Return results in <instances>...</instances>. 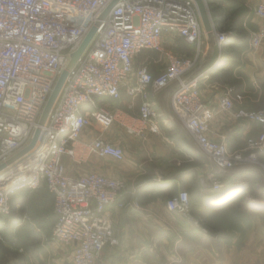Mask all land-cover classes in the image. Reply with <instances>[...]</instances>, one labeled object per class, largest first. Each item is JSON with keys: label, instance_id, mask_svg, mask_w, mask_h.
<instances>
[{"label": "built area", "instance_id": "1", "mask_svg": "<svg viewBox=\"0 0 264 264\" xmlns=\"http://www.w3.org/2000/svg\"><path fill=\"white\" fill-rule=\"evenodd\" d=\"M0 0V214L10 213L11 198L21 190L45 186L53 195L56 220L51 240L71 246V264H98L103 249L118 239L112 227L111 208L123 209L125 182L97 172L71 175L63 156L83 162L89 155L124 158L120 145L104 138L103 131L115 121L123 124L122 111L97 104V98H120V87L138 99V116L124 125L129 132L157 128L160 113L152 95L173 85L170 108L218 171L234 165L258 164L257 151L264 149V104L254 110L241 106L245 95L226 87L219 108L239 119L260 125V132L247 140L244 150L231 151L226 141L208 136L211 109L200 96V76L191 75L204 35H211L219 52L226 34L212 24L202 26L194 0ZM253 14L260 22L250 33V47L264 43V0ZM96 30L75 63L67 70L61 89L45 120L40 115L54 85L66 69L70 56L91 29ZM163 35L179 36L193 47L191 55L170 49ZM158 52L161 70L150 72L145 64L135 69L142 51ZM135 80L129 82L131 75ZM88 104L90 111L82 112ZM98 134L79 141L85 128ZM33 148L10 161L24 148L34 131ZM213 190L220 183L209 175ZM166 207L189 215V194L179 190L166 200Z\"/></svg>", "mask_w": 264, "mask_h": 264}, {"label": "crops", "instance_id": "2", "mask_svg": "<svg viewBox=\"0 0 264 264\" xmlns=\"http://www.w3.org/2000/svg\"><path fill=\"white\" fill-rule=\"evenodd\" d=\"M238 1L246 8L241 26L248 37L238 62L227 72L228 80L209 74L220 64L222 52L213 36L207 34L191 71V75L200 76V96L212 112L208 136L223 138L231 151L244 150L247 140L260 132V125L222 111V91L232 87L244 94L241 106L249 110L264 104V43L255 50L249 45L250 33L260 24L253 14L260 0ZM237 4L225 2L224 6L234 11ZM162 40L178 54L190 51L189 44L179 36L163 35ZM159 57L158 52L142 51L134 67L145 64L157 74L162 67ZM134 80L133 74L129 82ZM172 89L170 85L152 95L160 119L156 129L147 126L140 133L129 132L124 126L138 116L139 103L129 98L125 86L120 87L117 100L96 99L97 104L124 113V125L115 121L102 134L122 147L121 161L91 154L85 161L76 162L63 156L71 175L95 171L125 182L122 197L128 205L111 208L118 243L104 247L98 264H264V164L243 163L218 171L173 115ZM89 111V105L83 104L82 112ZM97 134L96 129L85 128L79 141L90 142ZM209 175L220 183V193L206 182ZM179 190H186L191 200L187 217L166 207V200ZM237 198V203L230 206ZM53 204V195L44 187L21 190L11 198L10 213L0 214V264H71V246L51 240L56 220ZM222 204L229 205L218 211L206 207ZM210 211L217 212L208 218L211 227L207 231L199 225V219ZM19 232L23 235L18 237Z\"/></svg>", "mask_w": 264, "mask_h": 264}, {"label": "trees", "instance_id": "3", "mask_svg": "<svg viewBox=\"0 0 264 264\" xmlns=\"http://www.w3.org/2000/svg\"><path fill=\"white\" fill-rule=\"evenodd\" d=\"M237 1L238 0H209V3L207 5L209 14L211 16V20L215 28L219 31L225 32L226 34V39L222 43V48H221L222 56H221L220 64L218 63V65L215 68H213L212 71H210L209 73L211 77H214V79L221 78L225 81L228 80L227 72L231 70L235 66V64L238 62L240 50L246 44V39L248 37V34L245 32L244 28L241 26V18H242L241 15L246 12V8L243 7L242 5H239V3L237 4ZM225 2L229 4H233V5L237 4L238 7H236V9L232 11L233 9H228V6H224ZM188 46L190 47L189 48L190 51L187 53V55H191V51H193V47L191 45H188ZM263 151L264 149L257 151L258 161L263 159L262 158ZM42 187L46 188L45 186H42ZM218 192L220 193L221 189H219ZM256 196L257 195L255 194V197ZM241 197H244V196H241ZM237 201H238V198L232 201L231 203H229L230 206L237 203ZM229 204L218 205L217 208L215 207L209 208L208 206L206 207L208 210L217 209L218 211L222 208H225ZM190 207H191V200L189 197V213H190ZM217 211L207 212L208 214L205 217L199 219V225H201L207 231H210L211 226H210V223L208 222L209 221L208 218H210L213 215H216L215 212ZM23 232H26V231H23ZM17 235L19 237L20 235H23V234L19 232Z\"/></svg>", "mask_w": 264, "mask_h": 264}, {"label": "water", "instance_id": "4", "mask_svg": "<svg viewBox=\"0 0 264 264\" xmlns=\"http://www.w3.org/2000/svg\"><path fill=\"white\" fill-rule=\"evenodd\" d=\"M116 2H117V0H112L108 4V6L104 9V11L102 13V17L105 16L111 10V8L116 4ZM194 2L196 3V6H197V9L199 12V16H200V20H201V23H202L204 30L206 32H210L212 29L213 22L211 20V16L209 14L205 0H194ZM95 30H96V26L91 27V29L86 34V36L82 40L81 44L77 48V50L71 54L70 60L67 64L66 69H64V71L61 73V75L57 79L56 84L54 85L53 90H52L45 106L43 107L42 113L40 115V123H42L45 120L49 109L51 108L54 100L56 99V97H57V95L61 89V86L63 84V81L67 75V70L75 63V61L77 60V58L79 57V55L81 54L83 49L86 47V45L89 42V40L91 39V37L93 36ZM38 135H39V129H36L34 131L32 137H31L29 143L24 148H22L20 151L15 153L10 158V161H13L16 158H19L20 156H22L25 153H27L28 151H30L33 148V146L35 145ZM4 166H5V164H0V169L3 168Z\"/></svg>", "mask_w": 264, "mask_h": 264}, {"label": "rangeland", "instance_id": "5", "mask_svg": "<svg viewBox=\"0 0 264 264\" xmlns=\"http://www.w3.org/2000/svg\"><path fill=\"white\" fill-rule=\"evenodd\" d=\"M206 1H207V0H205V2H206ZM208 3H209V0L207 1L206 4L208 5ZM207 7H208V6H207ZM188 48H190V47H188ZM156 59H157V58H156ZM157 63H159V62H157ZM159 64H160V63H159ZM261 160H262V161H261ZM261 160H260V162H261L262 164H264V159H261ZM91 172H95V171H91ZM87 173H88V172H87Z\"/></svg>", "mask_w": 264, "mask_h": 264}]
</instances>
